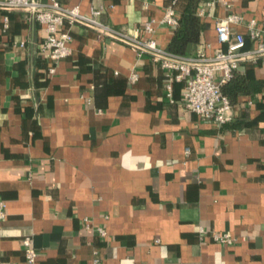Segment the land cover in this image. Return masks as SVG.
<instances>
[{
  "label": "crops",
  "instance_id": "0c3cea01",
  "mask_svg": "<svg viewBox=\"0 0 264 264\" xmlns=\"http://www.w3.org/2000/svg\"><path fill=\"white\" fill-rule=\"evenodd\" d=\"M40 2L83 15L102 5L108 30L65 20L72 53L52 62L43 26L0 5V264H24L27 236L37 264H264V55L239 61L250 90L218 126L184 106L183 81L169 101V70L132 47L150 36L166 48L174 28L159 22L172 0ZM231 12L254 48L246 22L264 29V0H218L201 17L207 55L219 46L215 20ZM223 233L234 242L212 238Z\"/></svg>",
  "mask_w": 264,
  "mask_h": 264
},
{
  "label": "built area",
  "instance_id": "2783aa9c",
  "mask_svg": "<svg viewBox=\"0 0 264 264\" xmlns=\"http://www.w3.org/2000/svg\"><path fill=\"white\" fill-rule=\"evenodd\" d=\"M218 0H209L204 6H200L197 14L204 16L205 7L211 8ZM177 0L166 7L162 19L159 23L175 27L178 24L179 15L175 9ZM226 7L229 4L223 1ZM0 5L6 8H21L26 10L29 15L43 26L45 36L40 43L44 56L52 62H58L71 55L72 49L70 41L71 34L68 31H60L65 20L69 23L76 21L87 22L99 29L98 37L107 32V28L97 20L98 15L103 11L104 6L92 7L89 15L79 12L77 6L65 8L58 2H53L50 6L43 5L40 0H2ZM154 20L146 21L143 30L148 34L154 31ZM244 23V17L238 13L231 12L220 17L214 22V31L218 48L214 54H206V48L210 44L200 42L196 55L185 58L167 52L159 47L152 37L145 39H133L132 47L138 54L149 51L153 59L160 61L162 66L169 70L168 80L165 82L166 96L169 101H173V82L183 81L182 101L184 106L202 119L213 122L218 126L227 124L234 119L233 104L229 97L221 90V86L231 77L232 72L239 68V61L254 54L264 55V29L258 28L255 19L246 22L249 38L254 42V48H245V36L235 32L232 25ZM7 24V19H5ZM20 45H23L21 43ZM264 62V57L262 58ZM49 72H54V67L49 68ZM137 73L130 75V80H137ZM188 152V150H186ZM5 216V202L0 201V218ZM84 227L92 229L91 223L87 218L83 219ZM95 231L100 236H105L104 228L97 226ZM199 233L205 234L204 228L199 227ZM212 238L225 244H232L234 238L229 234H213ZM24 249V264H37V252L31 237H24L22 240ZM13 264V263H11Z\"/></svg>",
  "mask_w": 264,
  "mask_h": 264
},
{
  "label": "trees",
  "instance_id": "16d2710c",
  "mask_svg": "<svg viewBox=\"0 0 264 264\" xmlns=\"http://www.w3.org/2000/svg\"><path fill=\"white\" fill-rule=\"evenodd\" d=\"M207 1L209 0H186L179 14L178 24L174 27L165 48L167 52L185 58L196 55L200 43V34L205 27L202 18L197 14V10L200 3ZM250 86L246 77L236 69L221 86V90L229 97L231 102H234L236 95L239 92L249 91Z\"/></svg>",
  "mask_w": 264,
  "mask_h": 264
}]
</instances>
